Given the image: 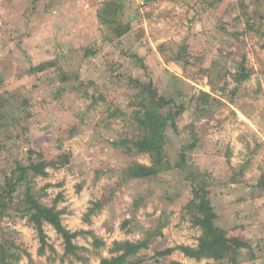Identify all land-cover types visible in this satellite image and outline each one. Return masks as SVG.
Instances as JSON below:
<instances>
[{"label": "rangeland", "instance_id": "1", "mask_svg": "<svg viewBox=\"0 0 264 264\" xmlns=\"http://www.w3.org/2000/svg\"><path fill=\"white\" fill-rule=\"evenodd\" d=\"M242 68L249 76L237 82ZM179 105L163 169L128 179L133 164H151L133 147L140 124ZM18 163L41 203L61 194L64 227L105 242L80 235L87 260L63 257L44 222L54 250L39 255L36 226L14 207L0 219V243L14 245L18 264H99L113 241L147 238L133 264H229L179 249L198 245L187 205L200 186L216 224L249 245L239 262L264 264V0H0V186Z\"/></svg>", "mask_w": 264, "mask_h": 264}, {"label": "trees", "instance_id": "2", "mask_svg": "<svg viewBox=\"0 0 264 264\" xmlns=\"http://www.w3.org/2000/svg\"><path fill=\"white\" fill-rule=\"evenodd\" d=\"M145 1V0H144ZM150 1V0H146ZM115 19V18H114ZM102 22L111 24V20L108 18H102ZM44 65H40L38 70H42ZM249 76L248 71L242 68L241 72H238L235 79L237 82L246 80ZM163 99V98H162ZM171 103V100H165V105ZM164 105V106H165ZM184 111V106L179 105L174 111L169 110L167 113H161L159 110L151 113L141 124L140 128L143 131V137L133 142V147L138 152L148 154L151 158V164L146 165L142 163H135L130 166L126 171V177L128 179H145L157 175L166 164L167 160H164V139L166 135V128L169 123H173L176 117ZM114 146H124L126 149H132L129 147L125 140L114 141ZM193 145L185 146L183 149H192ZM29 157L33 154V151H29ZM38 158L42 157V154H37ZM29 167L18 163L15 169L12 171V175L5 180L4 185L0 186V219L8 213L9 209L15 207L17 213L21 218H26L28 222L34 224L38 231L40 246L38 248V254L43 255L45 248L54 250V247L47 241V235L43 230V223L51 225L56 233L63 239L64 253L63 257L74 256L77 261H86L87 257L80 255L78 251L87 250L85 247L77 245L73 242L75 238L80 235L90 234L92 235V245L95 248H100L105 245L102 239L97 238L91 231L77 230L70 231L63 226L61 221L62 211L57 209L55 204L61 198L59 193L55 198V204L47 206L40 201L41 194H37L33 191L34 179L29 175ZM264 186V180L262 181ZM25 186V191L22 199L15 203V192L18 187ZM51 186L46 184L42 189H46ZM194 198L188 203L187 206L193 207L194 212L191 214L192 224L199 227L201 235L198 238V245L195 247L181 245L179 249L189 258L196 259H211L214 262H227L229 264H241L239 262L240 252L248 247L239 236L231 235L230 232L223 227L216 224L217 214L207 197L206 188L203 186L194 187ZM43 194H46L45 192ZM98 202L94 203V206L89 208V213L95 212L98 208ZM150 239H143L139 241H118L115 240L112 243V247L109 252L112 254L110 257H102L99 264H133L129 261L130 257L136 256L140 250L148 247ZM26 256L30 254L23 250ZM168 251L158 252L159 256H163ZM21 256L16 252L14 245L9 244L6 246L5 241L0 243V264H18ZM167 264H182L179 261L172 260Z\"/></svg>", "mask_w": 264, "mask_h": 264}, {"label": "built area", "instance_id": "3", "mask_svg": "<svg viewBox=\"0 0 264 264\" xmlns=\"http://www.w3.org/2000/svg\"><path fill=\"white\" fill-rule=\"evenodd\" d=\"M144 0H141V3L143 2Z\"/></svg>", "mask_w": 264, "mask_h": 264}]
</instances>
